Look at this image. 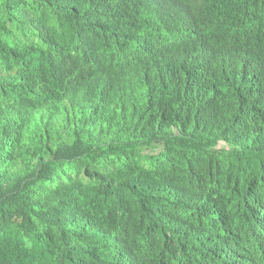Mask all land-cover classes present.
Listing matches in <instances>:
<instances>
[{
	"label": "trees",
	"instance_id": "16d2710c",
	"mask_svg": "<svg viewBox=\"0 0 264 264\" xmlns=\"http://www.w3.org/2000/svg\"><path fill=\"white\" fill-rule=\"evenodd\" d=\"M0 264H264V0H0Z\"/></svg>",
	"mask_w": 264,
	"mask_h": 264
},
{
	"label": "rangeland",
	"instance_id": "374dc122",
	"mask_svg": "<svg viewBox=\"0 0 264 264\" xmlns=\"http://www.w3.org/2000/svg\"><path fill=\"white\" fill-rule=\"evenodd\" d=\"M219 146L223 148H226V147L228 148V146L225 143H220Z\"/></svg>",
	"mask_w": 264,
	"mask_h": 264
},
{
	"label": "bare ground",
	"instance_id": "6f19581e",
	"mask_svg": "<svg viewBox=\"0 0 264 264\" xmlns=\"http://www.w3.org/2000/svg\"><path fill=\"white\" fill-rule=\"evenodd\" d=\"M236 7V6H235ZM201 18V17H200Z\"/></svg>",
	"mask_w": 264,
	"mask_h": 264
}]
</instances>
